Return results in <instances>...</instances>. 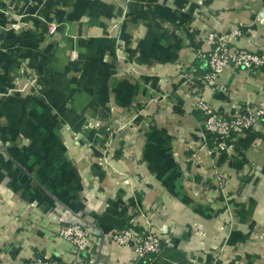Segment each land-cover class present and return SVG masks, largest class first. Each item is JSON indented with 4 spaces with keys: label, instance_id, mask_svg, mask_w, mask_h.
Segmentation results:
<instances>
[{
    "label": "crops",
    "instance_id": "crops-1",
    "mask_svg": "<svg viewBox=\"0 0 264 264\" xmlns=\"http://www.w3.org/2000/svg\"><path fill=\"white\" fill-rule=\"evenodd\" d=\"M235 29L234 46L264 50V0H0V45L42 82L8 93L29 80L0 54V264H264V126L243 161L198 143L197 99L231 113L264 101L262 68L224 69L225 90L201 79L206 33ZM78 219L96 227L90 255L55 236ZM143 225L164 258L110 240Z\"/></svg>",
    "mask_w": 264,
    "mask_h": 264
},
{
    "label": "built area",
    "instance_id": "built-area-1",
    "mask_svg": "<svg viewBox=\"0 0 264 264\" xmlns=\"http://www.w3.org/2000/svg\"><path fill=\"white\" fill-rule=\"evenodd\" d=\"M53 31L55 32L54 26ZM239 34L240 31L235 29L229 35L215 30H210L205 35L209 48L200 53L206 65L201 79L213 90H225L224 86L218 85L217 79L228 67L247 71L264 69V50H248L233 45L232 39ZM195 104L201 107L205 116L204 130L198 136V143L214 157L220 156L223 152H229L234 145L231 140L243 135V130L254 132L258 125L264 126V101L254 104L246 102L235 113L214 108L200 99H197ZM232 131L236 132L233 138H231ZM134 227L135 229L129 227L117 229L111 234L110 240L116 245L130 246L135 259H142L145 262L147 259L164 258L162 237L149 225ZM95 229L96 227L89 222L78 219L75 222L59 223L55 236L69 242L72 255H90L93 248L98 246L94 235ZM27 264L53 263L49 256L39 254L32 256Z\"/></svg>",
    "mask_w": 264,
    "mask_h": 264
},
{
    "label": "rangeland",
    "instance_id": "rangeland-1",
    "mask_svg": "<svg viewBox=\"0 0 264 264\" xmlns=\"http://www.w3.org/2000/svg\"><path fill=\"white\" fill-rule=\"evenodd\" d=\"M29 1H31V0H29ZM12 25H13V27H15L16 23L15 24L13 23ZM53 26L55 27V32L53 31ZM56 27H57L56 25H53V24L47 22V23H45L42 26V29L45 31L46 35L53 36L57 32V28ZM3 28H6V25H3ZM3 32L6 35V30H4ZM49 51H51V50H49ZM0 54L7 55L9 57L10 56L11 57H15L16 56L17 58L16 57L15 58H16L17 61L20 59L21 63H20V66L18 68L17 76H18V78L25 77L26 79L28 78V80H29L28 82L25 81V85H22L17 79H14L13 84L7 90L8 93L20 92V91L23 92L24 89H26L27 86H28V88L30 87L31 89L42 88V82L39 80L41 72L39 71V69L37 67H35L34 65L28 64L27 62H25L26 59H24V58L22 59L19 55H15L14 56V51H11V49L7 48L6 46L4 47V46L0 45ZM76 56L77 55H76V51L75 50H71L69 52V57L76 58ZM0 67H1L0 68V72H1L2 66L0 65ZM2 95H4V94H2ZM115 119L117 120V118L113 117V122H115ZM87 121L90 122V119H88ZM119 130L121 131V128H116V130H114L115 132L111 130V132H114L113 133L114 135L112 137H115V135H119L117 133V132H120Z\"/></svg>",
    "mask_w": 264,
    "mask_h": 264
},
{
    "label": "trees",
    "instance_id": "trees-1",
    "mask_svg": "<svg viewBox=\"0 0 264 264\" xmlns=\"http://www.w3.org/2000/svg\"><path fill=\"white\" fill-rule=\"evenodd\" d=\"M243 135L241 136H237L236 138H233L235 136V131L231 132V138H233L231 140V142L234 144L235 147V160L237 159V161H243V150L251 143V141L253 140L255 133L254 132H250L249 130H243ZM230 141V140H229ZM221 159L224 160L225 157H223L224 152L221 154ZM231 163H234V161H230ZM234 165L239 166L237 163H235Z\"/></svg>",
    "mask_w": 264,
    "mask_h": 264
}]
</instances>
